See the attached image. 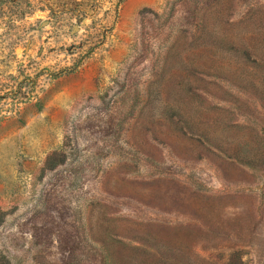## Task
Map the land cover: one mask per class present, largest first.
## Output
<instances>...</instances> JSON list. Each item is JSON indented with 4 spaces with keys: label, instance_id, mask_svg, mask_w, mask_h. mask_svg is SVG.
Segmentation results:
<instances>
[{
    "label": "rangeland",
    "instance_id": "1",
    "mask_svg": "<svg viewBox=\"0 0 264 264\" xmlns=\"http://www.w3.org/2000/svg\"><path fill=\"white\" fill-rule=\"evenodd\" d=\"M0 264H264V0H0Z\"/></svg>",
    "mask_w": 264,
    "mask_h": 264
},
{
    "label": "trees",
    "instance_id": "2",
    "mask_svg": "<svg viewBox=\"0 0 264 264\" xmlns=\"http://www.w3.org/2000/svg\"><path fill=\"white\" fill-rule=\"evenodd\" d=\"M175 129V126H174V128H173V130ZM174 132H175V130H174ZM83 242H84V245L86 246L87 245V243H86V238H85V236H84V233H83Z\"/></svg>",
    "mask_w": 264,
    "mask_h": 264
}]
</instances>
